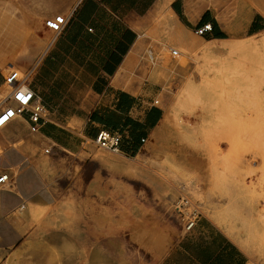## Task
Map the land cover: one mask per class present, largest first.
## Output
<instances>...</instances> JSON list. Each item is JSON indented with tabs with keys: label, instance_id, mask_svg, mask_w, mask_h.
<instances>
[{
	"label": "rangeland",
	"instance_id": "rangeland-1",
	"mask_svg": "<svg viewBox=\"0 0 264 264\" xmlns=\"http://www.w3.org/2000/svg\"><path fill=\"white\" fill-rule=\"evenodd\" d=\"M49 1L75 0H0V96L10 70L30 78L52 35L44 26ZM180 1L187 38L208 52L182 48L163 31L158 11L170 17L171 1L152 0L135 27L136 54L119 73L125 85L146 80L160 90L165 117L156 143L133 155L89 140L77 152H45L21 116L0 129V174L9 178L0 192L11 193L2 200L21 197L20 175L37 181L0 217L21 237L0 247L1 264H158L199 214L234 239L249 264H264V226L234 225L232 211L211 200L223 198L217 186L207 192L198 180L246 175L243 160H254L264 194V0ZM203 11L214 18L200 33L204 25L195 21ZM182 196L189 203L178 210Z\"/></svg>",
	"mask_w": 264,
	"mask_h": 264
},
{
	"label": "crops",
	"instance_id": "crops-1",
	"mask_svg": "<svg viewBox=\"0 0 264 264\" xmlns=\"http://www.w3.org/2000/svg\"><path fill=\"white\" fill-rule=\"evenodd\" d=\"M151 3L75 0L45 4L47 18L62 12L68 22L61 33L51 32L30 73L29 87L34 100L43 107L39 128L32 132L39 149L77 152L85 141H94L100 130L120 132L119 151L125 155L137 154L159 140L165 111L159 104L157 85L146 80L125 85L119 76L121 69L129 65L131 53H136L135 27ZM170 7L179 18L181 1L172 0ZM213 18L203 11L195 22L211 24ZM215 23V32H223ZM21 117L29 125L26 116ZM18 122L15 119L9 125ZM243 163L249 170L246 175L233 171V175L224 173L215 179L200 175L198 180L207 192L217 186L223 198L211 200L232 211L234 225L264 226L262 173L255 170L257 161L247 159ZM21 177L17 183L21 197L13 198L15 203L2 200L3 195H11L9 191L0 192V217L37 186L35 179L26 184ZM0 235L4 250L21 238L6 219H0ZM158 264H249V257L211 217L199 214Z\"/></svg>",
	"mask_w": 264,
	"mask_h": 264
},
{
	"label": "built area",
	"instance_id": "built-area-1",
	"mask_svg": "<svg viewBox=\"0 0 264 264\" xmlns=\"http://www.w3.org/2000/svg\"><path fill=\"white\" fill-rule=\"evenodd\" d=\"M68 22V16L64 14H57L52 17H48L44 20V26L57 35L62 32ZM210 30L206 24L199 30ZM176 51H172V54H176ZM29 74H21L18 70H10L5 76H3V85L7 87V90L1 93L0 96V129H3L19 116H26L29 123V129L31 132H35L39 128L40 120L43 115V107L40 103L34 100V94L29 87ZM122 138V134L118 131L109 132L106 130H100L96 135L94 141L100 147L113 151H119V144ZM45 149V152H48ZM7 174H0V184L8 182ZM189 201L184 196L178 200L177 209L184 208ZM195 211V210H194ZM193 211L189 214L191 215ZM194 220L187 223L186 228H189Z\"/></svg>",
	"mask_w": 264,
	"mask_h": 264
},
{
	"label": "bare ground",
	"instance_id": "bare-ground-1",
	"mask_svg": "<svg viewBox=\"0 0 264 264\" xmlns=\"http://www.w3.org/2000/svg\"><path fill=\"white\" fill-rule=\"evenodd\" d=\"M170 1H172V0H159V4H162V2H170ZM160 7L162 8V6H160ZM161 8H159V9H161ZM168 9L170 12V17H163L161 10L158 11L157 8L155 10V12L158 11L159 25L161 27L165 28L163 31H165L167 29L173 35L174 40L179 41L181 43L182 48H185L189 51L197 50V51L204 52V53L208 52V50L205 47L201 46L200 44H198L196 42H192L187 38V33L189 32V30L178 19V17L175 15V13L171 9V7ZM206 26L210 27V24L207 23ZM213 39L221 40V38H213ZM136 43H138V42H136ZM137 46H138V44H137ZM212 51H214V50L212 49ZM133 54H136V53L132 52L131 58L133 57L132 56ZM135 160H138L137 155L135 156ZM109 162L112 163L113 165H116V166H120V167L122 166V164L117 160H109ZM129 168H133V167L130 166Z\"/></svg>",
	"mask_w": 264,
	"mask_h": 264
},
{
	"label": "trees",
	"instance_id": "trees-1",
	"mask_svg": "<svg viewBox=\"0 0 264 264\" xmlns=\"http://www.w3.org/2000/svg\"><path fill=\"white\" fill-rule=\"evenodd\" d=\"M214 37H221V35L219 33L215 32Z\"/></svg>",
	"mask_w": 264,
	"mask_h": 264
}]
</instances>
